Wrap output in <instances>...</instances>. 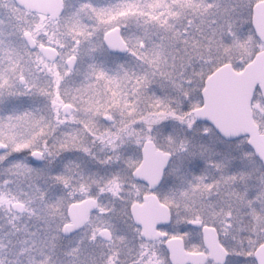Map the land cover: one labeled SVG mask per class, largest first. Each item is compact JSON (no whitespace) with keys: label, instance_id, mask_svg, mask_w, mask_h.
<instances>
[{"label":"snow or ice","instance_id":"obj_1","mask_svg":"<svg viewBox=\"0 0 264 264\" xmlns=\"http://www.w3.org/2000/svg\"><path fill=\"white\" fill-rule=\"evenodd\" d=\"M0 264H264V0H0Z\"/></svg>","mask_w":264,"mask_h":264}]
</instances>
